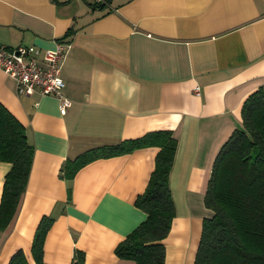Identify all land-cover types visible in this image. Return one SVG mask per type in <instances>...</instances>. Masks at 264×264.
I'll list each match as a JSON object with an SVG mask.
<instances>
[{
	"label": "crops",
	"instance_id": "crops-1",
	"mask_svg": "<svg viewBox=\"0 0 264 264\" xmlns=\"http://www.w3.org/2000/svg\"><path fill=\"white\" fill-rule=\"evenodd\" d=\"M57 40L71 43L66 113L53 96L18 94L0 69V101L34 145L20 207L0 235V264L19 248L34 263L45 214L54 217L46 264H72L78 250L83 264H133L114 249L146 217L135 199L159 147L98 157L69 179L60 170L85 150L164 128L178 137L164 264H194L214 159L242 125L245 98L264 87V0H0V43L43 50ZM9 168L0 160V197Z\"/></svg>",
	"mask_w": 264,
	"mask_h": 264
},
{
	"label": "trees",
	"instance_id": "trees-1",
	"mask_svg": "<svg viewBox=\"0 0 264 264\" xmlns=\"http://www.w3.org/2000/svg\"><path fill=\"white\" fill-rule=\"evenodd\" d=\"M241 114L242 125L222 144L206 182L204 201L210 213L202 221L194 264H264L263 86L245 98ZM150 145L159 147L155 165L144 191L135 199L146 217L114 249L118 257L132 260L133 264L165 263L163 239L175 215L170 188V172L178 148L174 131L155 129L117 144L90 148L68 158L60 170V176L69 179L93 159ZM33 156L34 145L25 125L0 101V160L10 162L0 197V235L18 212ZM53 220L51 214H45L37 225L31 244L34 263L19 248L7 264H46L43 246ZM83 260L84 254L78 250L72 264H83Z\"/></svg>",
	"mask_w": 264,
	"mask_h": 264
},
{
	"label": "built area",
	"instance_id": "built-area-1",
	"mask_svg": "<svg viewBox=\"0 0 264 264\" xmlns=\"http://www.w3.org/2000/svg\"><path fill=\"white\" fill-rule=\"evenodd\" d=\"M70 47L71 43L64 40H57L54 47L43 50L33 44L20 43L11 47L0 43V69L15 79L18 94L53 96L64 114L72 104L65 93L62 75ZM195 89L198 91L199 86Z\"/></svg>",
	"mask_w": 264,
	"mask_h": 264
}]
</instances>
